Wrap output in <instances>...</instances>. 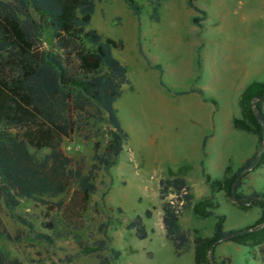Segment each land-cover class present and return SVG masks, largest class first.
<instances>
[{
    "label": "rangeland",
    "instance_id": "1",
    "mask_svg": "<svg viewBox=\"0 0 264 264\" xmlns=\"http://www.w3.org/2000/svg\"><path fill=\"white\" fill-rule=\"evenodd\" d=\"M94 3L88 27L104 37L121 41V49H111V53L125 59L132 89H124L116 103L127 142L115 164L97 171L93 177L96 191L89 198L83 228L75 232L77 238L87 245L103 238L97 226L106 221L109 246L120 253L110 264H193L195 238L210 235L215 216L223 215V229L246 228V235L239 244L229 240L216 244L208 252L209 260L205 264H220L223 257L229 259L228 264H262L264 220L258 222L260 202L256 197L245 202V198L237 199L235 195L241 193L246 197L252 191H264V157L257 167L246 172L240 187L230 195L226 180L257 148L253 134L228 127V123L231 116L242 117L234 84L239 81L246 85L251 81L264 84V0H191L197 11L187 5V0H160L156 21L149 19L150 6L143 1H139L138 17L122 0H94ZM193 16L199 17L198 23L192 22ZM136 36L140 52L161 69L164 88L158 86L151 72L143 80L135 76L139 66L134 48ZM195 40L203 44L200 49L192 47ZM42 45L50 46L46 32L42 35ZM195 84L205 87L207 97L215 101L216 111L211 119L215 124V140L204 151L200 164L192 141L201 125L185 111L182 99L172 94ZM262 105L264 112V102ZM94 129L95 134L87 141L76 135L64 139L63 153L83 156L90 163L91 145L97 142L101 150L106 140L103 122L97 123ZM225 165L232 171L222 176ZM200 168L211 179L221 180L220 187L209 191L200 177ZM187 171L194 180L190 185L191 204L181 210L180 218L189 231L190 243L185 252L175 256L162 231L146 230V236L139 239L124 225L139 215L145 229L155 226L156 218L146 219L144 211L149 209L151 215L157 180ZM205 197L211 199L208 209L212 215L202 217L191 206ZM116 207L121 209L120 213ZM11 213L31 221L36 231L53 235L51 230L40 227V221L46 217L44 206L20 200L12 211L0 208V219L14 238L0 237V250H7L23 262L95 264L90 254L65 261V256L78 250L72 235L53 238L51 245L35 241L23 225L11 218Z\"/></svg>",
    "mask_w": 264,
    "mask_h": 264
},
{
    "label": "trees",
    "instance_id": "2",
    "mask_svg": "<svg viewBox=\"0 0 264 264\" xmlns=\"http://www.w3.org/2000/svg\"><path fill=\"white\" fill-rule=\"evenodd\" d=\"M122 1L136 17L141 11L139 1L146 2L150 6L149 19H158L160 0ZM187 5L197 11L191 0H187ZM93 9L94 0H0V208L12 211L20 200L44 206L46 217L40 221V227L51 230L52 236L36 231L31 221L20 215H10L33 240L47 245L52 244L53 238L72 235L78 250L65 256V261L90 254L95 264H110L120 253L109 246L106 221L97 226L103 238L90 245L82 243L75 233L83 228L89 198L96 191L93 177L97 171L115 164L127 142V133L113 107L127 82L125 67L111 53V49L121 47V41L88 27ZM191 20L198 23L199 17L193 16ZM44 32L48 34L49 47L42 45ZM159 84L163 86L160 79ZM192 90L201 94L199 89ZM263 102L264 84L248 83L240 95L242 117H233L232 123L252 133L257 148L226 180L228 195L240 187L241 178L264 157ZM100 122L104 123L106 140L101 150L97 142L91 145L90 163L83 156L63 153L64 139L76 135L87 141ZM201 176L211 192L220 187L221 180L211 179L202 169ZM235 197L245 198V202L256 197L261 208L258 222L264 220V191H252L246 197L238 193ZM157 198L164 237L174 255L179 256L190 243L189 231L178 225L181 210L190 205V188L180 176L160 179ZM210 203V197L202 198L192 205V210L202 217L212 215ZM115 210L121 212L119 207ZM144 216H150L149 209ZM215 217L211 234L195 238L193 264H205L208 252L219 242L239 244L246 235V228L223 229V215ZM124 228L133 230L139 239L147 234L139 215ZM0 237L14 239L1 219ZM228 262L227 257L220 259V264ZM261 262L264 264V253ZM0 264L41 263L23 262L7 250H0Z\"/></svg>",
    "mask_w": 264,
    "mask_h": 264
},
{
    "label": "crops",
    "instance_id": "3",
    "mask_svg": "<svg viewBox=\"0 0 264 264\" xmlns=\"http://www.w3.org/2000/svg\"><path fill=\"white\" fill-rule=\"evenodd\" d=\"M94 7H95V3H94ZM93 11H94V9H93ZM151 35L153 36L152 33H151ZM135 43H136V46L134 48L136 49V53H135L136 54V61H137L138 65H139V66L136 67V71H134L135 76L138 79L143 80L144 77L147 75V73L151 72V75H153V77H156V83L158 84V86L161 87V88H164V84L163 83H162L163 86H161L159 84V79L161 80V78H160L161 69H159L157 67L158 64L156 62H154V60L148 59L144 55L143 52L139 51L140 48H139L137 36H136ZM202 45L203 44L200 43L198 40H195L193 42V44H192V47L193 48L196 47L197 49H200V47ZM119 49H121V48H119ZM115 58L125 67V75H126V79H127V82L125 84H123L122 87H121L120 96L113 103V107L115 108L116 115H117V118H118V112L116 110V103L118 101H120V99L122 98L123 90L126 89V88L131 90L132 87H131V82H130V79H129V76H128V72L126 70L125 59L123 57H120V56H118V58L117 57H115ZM161 82H162V80H161ZM245 87H246V84L243 81H239L236 84H234V88H235V90H236V92L238 94V99H237L238 107H239V101H240L241 92L243 91V89ZM204 88L205 87L203 85L195 84L193 86H189L186 89L178 90L177 92H179V93H177V92H175L176 94L172 93L173 95L179 96L182 99L181 101L183 103L182 105L186 109L185 111L189 115L194 117L195 119H198L197 123H199L201 125V130L198 131L197 135L195 136V138H193V141H192L193 148L195 149V151H194L195 152V156H196V158L198 160V164H200V162H201V159L203 157L204 151L206 152V150H208L211 147V145L213 144V141L215 140V132H213V129L215 128V124L211 120L213 117H215V114H216L215 107L213 105V104H215V101L212 98L207 97ZM192 89H199L201 91V94L198 93L195 90H192ZM167 92L169 93L170 91L168 90ZM262 104H261V108L263 109V105ZM233 117H237V116H231V120L228 123V125H229L228 127L239 129V128H236L233 125V123H232V118ZM119 123H120V121H119ZM239 130H241V129H239ZM226 131H227V129L224 128V132H226ZM205 133H208V134H205ZM255 140H256V138H255ZM244 159H246V158H244ZM243 160L241 161V163L243 162ZM228 170H231L230 167L228 165H225L224 169H223L222 176ZM199 172H200L199 173L200 177L202 178V176H201V168H200ZM174 176H180V177L184 178L185 182L188 184V186L190 188V193H191V186L190 185H191V182L194 181V180L192 179L193 177L190 174V171L189 172L188 171L184 172V173L179 174V175H173L171 177H174ZM171 177H168V178H171ZM160 179H166V178H159L158 180H160ZM158 180H157V183H158ZM202 180H203V178H202ZM203 182H204V180H203ZM169 195H171V193H169ZM155 196H156V202L154 203L153 206H151L152 207L151 215H150V217L146 218L148 220H151L153 217L156 218L155 226L154 225L150 226V227L146 228V230L148 232H150V230H151V232H153V231H155L157 229L158 231H162L163 234H164L162 223H161L160 201L157 198V186H156ZM187 208H185V209H187ZM178 225H179L180 228L186 229V227L182 225L180 214L178 216Z\"/></svg>",
    "mask_w": 264,
    "mask_h": 264
}]
</instances>
